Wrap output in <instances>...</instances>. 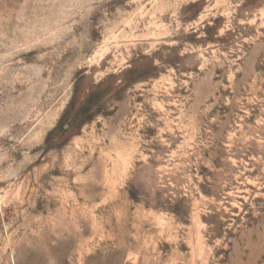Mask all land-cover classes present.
I'll list each match as a JSON object with an SVG mask.
<instances>
[{
    "label": "rangeland",
    "instance_id": "obj_1",
    "mask_svg": "<svg viewBox=\"0 0 264 264\" xmlns=\"http://www.w3.org/2000/svg\"><path fill=\"white\" fill-rule=\"evenodd\" d=\"M0 264H264V0H0Z\"/></svg>",
    "mask_w": 264,
    "mask_h": 264
}]
</instances>
